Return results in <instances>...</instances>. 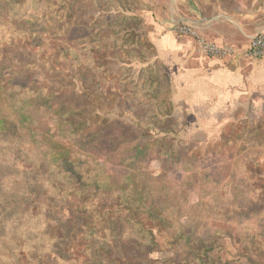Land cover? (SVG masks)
<instances>
[{
  "label": "rangeland",
  "instance_id": "rangeland-1",
  "mask_svg": "<svg viewBox=\"0 0 264 264\" xmlns=\"http://www.w3.org/2000/svg\"><path fill=\"white\" fill-rule=\"evenodd\" d=\"M150 1L0 0V264H264V114L189 139Z\"/></svg>",
  "mask_w": 264,
  "mask_h": 264
},
{
  "label": "crops",
  "instance_id": "crops-1",
  "mask_svg": "<svg viewBox=\"0 0 264 264\" xmlns=\"http://www.w3.org/2000/svg\"><path fill=\"white\" fill-rule=\"evenodd\" d=\"M150 4L142 13L150 23L148 36L166 66L173 114H182L181 125L190 130L189 139L198 134L211 138L215 129L241 118L247 108L264 114V56H206L194 38L172 30L175 20L187 22L212 41L247 50L251 38L264 27V0H154Z\"/></svg>",
  "mask_w": 264,
  "mask_h": 264
},
{
  "label": "built area",
  "instance_id": "built-area-1",
  "mask_svg": "<svg viewBox=\"0 0 264 264\" xmlns=\"http://www.w3.org/2000/svg\"><path fill=\"white\" fill-rule=\"evenodd\" d=\"M174 30L180 35H191L196 38L200 51L206 56L221 59L235 57L237 55L251 59H259L264 56V27L251 38L248 49L240 53L228 44L220 45L214 41L206 39L200 29L194 25L178 23L174 25Z\"/></svg>",
  "mask_w": 264,
  "mask_h": 264
},
{
  "label": "trees",
  "instance_id": "trees-1",
  "mask_svg": "<svg viewBox=\"0 0 264 264\" xmlns=\"http://www.w3.org/2000/svg\"><path fill=\"white\" fill-rule=\"evenodd\" d=\"M120 8H122L123 10H125V11H129V3H127V0H125V3H124V7L123 6H120ZM134 16L132 15H124L123 16V21H127V20H132V19H134L133 18ZM130 36V37H132V36H134V34H133V32L131 31V32H127L126 33V36ZM156 82H157V88L158 89H160L161 88V86H162V89L164 88V85H163V82L165 83V86L167 87L166 88V94L167 93H169V91L171 90V83H170V79H169V77H160V78H158V77H156ZM2 83L0 82V90H3L4 89V87L1 85ZM27 90V89H26ZM161 90V89H160ZM162 91V90H161ZM170 92H172V90L170 91ZM170 111H171V109H170ZM254 113V112H253ZM169 114L170 113H168L166 116L167 117H169ZM255 114V113H254ZM252 116H253V114H252ZM255 116H257V114L255 115ZM258 117H256V118H254L253 117V119H252V123H253V125H254V123L256 124V126H255V131H253L251 134H252V136H254V137H256L257 138V135L259 134V131H260V129H261V123H264V120H262V119H260V117L257 119ZM5 118L4 117H2V116H0V130H5V129H8V130H10V132L11 133H13V134H17V132H18V130H19V127H20V125H18V124H14V125H7V122L5 123ZM248 121V120H247ZM19 123L21 124V125H24L25 123H27V121L24 119V118H22V119H20L19 120ZM256 142H257V140H256ZM262 145H264V143L262 142L261 144H259V146H262ZM148 147V145H146L143 149H148L147 148ZM258 148H261V147H258Z\"/></svg>",
  "mask_w": 264,
  "mask_h": 264
}]
</instances>
